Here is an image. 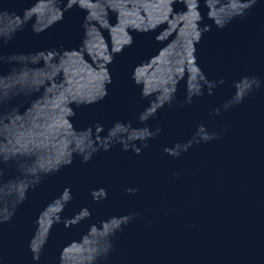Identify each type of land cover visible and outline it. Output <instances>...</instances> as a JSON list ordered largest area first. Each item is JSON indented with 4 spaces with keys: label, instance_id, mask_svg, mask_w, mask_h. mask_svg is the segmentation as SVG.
<instances>
[{
    "label": "water",
    "instance_id": "water-1",
    "mask_svg": "<svg viewBox=\"0 0 264 264\" xmlns=\"http://www.w3.org/2000/svg\"><path fill=\"white\" fill-rule=\"evenodd\" d=\"M0 264H264V0H0Z\"/></svg>",
    "mask_w": 264,
    "mask_h": 264
}]
</instances>
